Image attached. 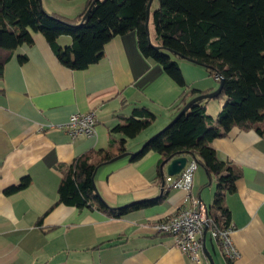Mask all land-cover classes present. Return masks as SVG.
I'll return each mask as SVG.
<instances>
[{
	"label": "crops",
	"instance_id": "1",
	"mask_svg": "<svg viewBox=\"0 0 264 264\" xmlns=\"http://www.w3.org/2000/svg\"><path fill=\"white\" fill-rule=\"evenodd\" d=\"M88 3L41 0L45 12L68 20L83 13ZM32 39V45L13 51L0 73V264H191L171 237L152 229L188 204L183 190L163 191L165 168L160 170L159 154L150 152L137 161L127 156L97 170V192L112 208L163 196L159 203L120 218L56 205L57 188L60 169L75 158L97 150L111 155L138 152L176 117L183 103L214 92L218 82L204 68L177 60L185 85L178 86L159 64L141 55L135 32L112 38L101 60L82 71L61 65L42 35ZM57 43L68 47L71 39L60 37ZM191 90L194 97L182 98ZM212 100L205 102V111L216 119L224 101L213 107ZM135 108L147 109L155 119L151 128L125 139L122 147L124 137L110 129L131 117ZM90 111L97 121L93 137L71 140L65 130L48 128ZM260 129L235 127L211 142L218 159L238 173L224 205L239 257L226 262L206 233L204 248L213 264H264V120ZM23 178H29L26 188L5 193ZM215 190L216 178L209 179L198 166L190 196L210 207Z\"/></svg>",
	"mask_w": 264,
	"mask_h": 264
},
{
	"label": "trees",
	"instance_id": "2",
	"mask_svg": "<svg viewBox=\"0 0 264 264\" xmlns=\"http://www.w3.org/2000/svg\"><path fill=\"white\" fill-rule=\"evenodd\" d=\"M158 8L149 13L153 34L146 27L149 0H88L87 9L73 20L48 14L41 0H0V73L20 46L33 44L40 34L58 62L72 71H82L98 63L104 46L114 37L135 32L141 55L159 64L178 86L184 80L177 60L200 66L221 84L214 100H223L216 119L206 114L204 103H193L160 133L146 141L133 154L120 150L111 155L104 150L86 153L60 169L56 205L78 210H96L110 218H120L139 208L159 203L163 196L128 207L112 208L100 197L95 185L97 170L124 154L137 161L147 153L163 160L189 156L216 178L212 205L207 207L213 222L225 228L229 212L224 195L234 191L236 168L220 161L211 142L232 128H254L261 133L264 120V0H157ZM90 8V9H89ZM88 14L85 16L87 10ZM148 20V23H149ZM69 37L71 44L61 48L57 41ZM175 58V59H173ZM194 90L185 95L194 97ZM145 108L133 109L131 117L110 129L133 139L154 121ZM29 178L8 188L10 194L26 188ZM163 187V186H162ZM163 189V188H162ZM229 263V262H228Z\"/></svg>",
	"mask_w": 264,
	"mask_h": 264
},
{
	"label": "built area",
	"instance_id": "3",
	"mask_svg": "<svg viewBox=\"0 0 264 264\" xmlns=\"http://www.w3.org/2000/svg\"><path fill=\"white\" fill-rule=\"evenodd\" d=\"M97 121L93 111L75 113L68 122L61 126H48L51 129L65 130L71 140L79 137L95 136ZM44 128H41L43 130ZM194 159L188 160L183 170L176 176L164 175L163 191L168 192L180 189L186 192L188 204L179 208L174 215L156 222L153 232L156 235H165L173 239L174 245L180 252L188 257L191 264H208L203 254V233H209L217 243L218 250L226 262L232 263L239 253L231 240V229L218 227L208 215L207 207L197 198L190 196L193 174L197 168Z\"/></svg>",
	"mask_w": 264,
	"mask_h": 264
},
{
	"label": "water",
	"instance_id": "4",
	"mask_svg": "<svg viewBox=\"0 0 264 264\" xmlns=\"http://www.w3.org/2000/svg\"><path fill=\"white\" fill-rule=\"evenodd\" d=\"M154 0H149L148 5H147V22H146V27L148 29V20H149V13H150V7L151 4L153 3ZM90 9V8H89ZM89 9L87 10L85 16L88 14ZM221 92V84L219 85V87L212 93L209 94H203V95H199L195 98H193L192 100H190L183 108L182 110L179 112L178 116L184 114L187 112V110L189 109V107L193 104V103H197L200 101H204V100H211V99H215L216 97L219 96ZM128 154H124L121 155L117 158H115L113 162L118 161L120 159H123L124 157H127ZM188 162V159L186 156H179V157H175V158H168L163 160V162L160 165V170L163 171V168H165V175L167 176H176L178 175L183 168L185 167L186 163ZM162 178H164V175L162 176ZM162 186H163V179H162ZM205 235H206V231L203 233V238H202V247H203V253L205 258L207 259L209 264H213V261L210 257V255L206 252L205 248H204V239H205Z\"/></svg>",
	"mask_w": 264,
	"mask_h": 264
},
{
	"label": "rangeland",
	"instance_id": "5",
	"mask_svg": "<svg viewBox=\"0 0 264 264\" xmlns=\"http://www.w3.org/2000/svg\"><path fill=\"white\" fill-rule=\"evenodd\" d=\"M157 8H158V1H157V0H154L153 3H152V8H151V10L153 11V10H156ZM150 23L153 25L152 22H150ZM153 32H154V31H153V27H152V34H153ZM219 101H220V100H212V101H210V102H211V104H213V107H214ZM204 104H205V103H204ZM205 105H206V104H205ZM216 117H217V115H216ZM151 125H152V124H151ZM151 125H150L148 128H146L145 130H143L142 132H145L146 130H148L149 128H151ZM167 125H169V124H167ZM167 125H166V126H167ZM166 126H165V127H166ZM165 127H164V128H165ZM164 128H162V129H161L159 132H157L155 135H157L158 133H160ZM149 132H150V130H149ZM139 134H140V133H139ZM139 134H138V135H139ZM155 135H154V136H155ZM154 136H152V137H154ZM152 137H151V138H152ZM151 138H149V139H151ZM149 139H148V140H149ZM148 140H147V141H148Z\"/></svg>",
	"mask_w": 264,
	"mask_h": 264
}]
</instances>
